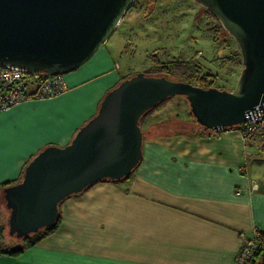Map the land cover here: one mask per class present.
Returning <instances> with one entry per match:
<instances>
[{
	"label": "crops",
	"instance_id": "0c3cea01",
	"mask_svg": "<svg viewBox=\"0 0 264 264\" xmlns=\"http://www.w3.org/2000/svg\"><path fill=\"white\" fill-rule=\"evenodd\" d=\"M111 55L65 75L64 94L0 113V184L15 182L45 147L69 144L96 113L126 75ZM149 136L128 181L65 200L53 234L17 257L0 255V264H235L239 236L264 234L262 147H247L239 128Z\"/></svg>",
	"mask_w": 264,
	"mask_h": 264
},
{
	"label": "water",
	"instance_id": "95a60500",
	"mask_svg": "<svg viewBox=\"0 0 264 264\" xmlns=\"http://www.w3.org/2000/svg\"><path fill=\"white\" fill-rule=\"evenodd\" d=\"M136 0H0V67L65 76L88 62ZM235 41L242 69L233 91L138 73L100 101L69 144L49 146L2 190L7 235L18 241L58 220L61 204L104 180L130 176L143 157L144 115L183 97L204 132L240 127L264 112V0H195Z\"/></svg>",
	"mask_w": 264,
	"mask_h": 264
},
{
	"label": "rangeland",
	"instance_id": "374dc122",
	"mask_svg": "<svg viewBox=\"0 0 264 264\" xmlns=\"http://www.w3.org/2000/svg\"><path fill=\"white\" fill-rule=\"evenodd\" d=\"M218 24L195 0H136L95 55L112 54L113 68L126 74V79L138 73L157 77L156 71L164 64L192 61L202 74L214 76V88L231 92L242 69L241 56L235 41ZM175 116H189L183 97H172L154 108L141 131L145 134L151 127L148 136L155 135L154 126ZM251 146L264 150L262 136L249 138L247 147ZM7 216L4 204L0 205L1 224H6ZM2 243L1 248L20 245L7 235V226Z\"/></svg>",
	"mask_w": 264,
	"mask_h": 264
},
{
	"label": "trees",
	"instance_id": "16d2710c",
	"mask_svg": "<svg viewBox=\"0 0 264 264\" xmlns=\"http://www.w3.org/2000/svg\"><path fill=\"white\" fill-rule=\"evenodd\" d=\"M217 28L221 29V25L218 24ZM158 69L159 70L156 71L157 77H164L167 80L175 81V82L189 83L193 86H196L202 89H208L210 87H213L212 83L214 80V76L209 75V74H202L201 70L192 61L191 62H172V63L164 64ZM150 112L146 113L144 117L141 118L139 122L140 128H141V124L144 122L145 117H147V115ZM188 117H189L188 121H183L182 119H179L177 116H175L174 118H171L167 122L162 123V125L161 124L157 125L154 128L160 129V130H158L157 133L155 132L156 134L151 137L159 138V137H164V136L177 135V136H184L188 139H195V138L205 137L209 134L212 135L213 132H204L202 128L193 120L190 113ZM235 128H239V127H235ZM150 129L151 128H149L148 129L149 131H147L148 134H150ZM148 134L143 133V141L146 138L150 137L148 136ZM256 134L262 136V141L264 143V129L257 131L255 135ZM245 145H247V142ZM23 171L24 170H22V172L19 175V178L15 182L0 184V205L4 204L3 199H2V190L7 186H10V185H13L19 182L22 179ZM131 175L122 179L119 182H110L109 180H104L101 183L118 184V183L126 182L131 177ZM88 189H86L84 192H86ZM77 196H71L70 198L77 197ZM59 223H60V210H59L58 220L52 228H44L36 234H31L27 237H24L23 239L19 240L20 245L14 248H1L3 244L2 242L4 240V233L6 232L7 225L6 224L3 225L0 223V255H7L11 257L19 256L24 250L36 245L37 243H39L40 241H42L49 235L53 234L57 230ZM256 242H257V248L255 250L254 256L250 261H248L247 264H264V234H262L261 232H257Z\"/></svg>",
	"mask_w": 264,
	"mask_h": 264
},
{
	"label": "built area",
	"instance_id": "2783aa9c",
	"mask_svg": "<svg viewBox=\"0 0 264 264\" xmlns=\"http://www.w3.org/2000/svg\"><path fill=\"white\" fill-rule=\"evenodd\" d=\"M68 91L64 76L30 75L23 69L0 67V113L9 111L12 107L31 100H42L60 96ZM243 142L246 144L255 133L264 129V112L260 117L239 127ZM239 249L235 264H247L257 248V232L252 238L239 236Z\"/></svg>",
	"mask_w": 264,
	"mask_h": 264
},
{
	"label": "bare ground",
	"instance_id": "6f19581e",
	"mask_svg": "<svg viewBox=\"0 0 264 264\" xmlns=\"http://www.w3.org/2000/svg\"><path fill=\"white\" fill-rule=\"evenodd\" d=\"M169 99H170V98H169ZM169 99H168V100H169ZM216 133H217V132H216ZM254 232H255V231H254Z\"/></svg>",
	"mask_w": 264,
	"mask_h": 264
}]
</instances>
